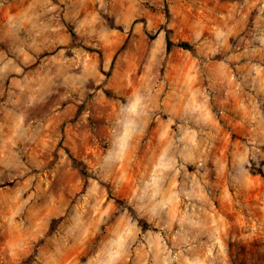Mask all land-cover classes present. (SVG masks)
<instances>
[{
    "label": "rangeland",
    "instance_id": "rangeland-1",
    "mask_svg": "<svg viewBox=\"0 0 264 264\" xmlns=\"http://www.w3.org/2000/svg\"><path fill=\"white\" fill-rule=\"evenodd\" d=\"M0 264H264V0H0Z\"/></svg>",
    "mask_w": 264,
    "mask_h": 264
},
{
    "label": "trees",
    "instance_id": "trees-1",
    "mask_svg": "<svg viewBox=\"0 0 264 264\" xmlns=\"http://www.w3.org/2000/svg\"><path fill=\"white\" fill-rule=\"evenodd\" d=\"M171 45H172V42L171 41H168L167 42V48H170ZM178 46H180V47H182L184 49H190L191 50V46L188 43H186V42H180V43H178ZM72 163L77 168V170L79 171V173L81 174V176L86 177L88 175V173L86 172V170L83 168V164H82L81 161H77V160L73 159L72 160ZM130 210L133 213V215H134V217H135L138 225L141 228H144V229L150 228L149 227L150 225L144 219L138 217L132 209H130Z\"/></svg>",
    "mask_w": 264,
    "mask_h": 264
}]
</instances>
